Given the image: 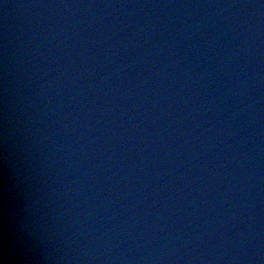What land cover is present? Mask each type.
Returning <instances> with one entry per match:
<instances>
[{
  "label": "water",
  "instance_id": "obj_1",
  "mask_svg": "<svg viewBox=\"0 0 264 264\" xmlns=\"http://www.w3.org/2000/svg\"><path fill=\"white\" fill-rule=\"evenodd\" d=\"M58 1L68 4L67 0H0V82L8 88L5 94L11 93L10 97L14 100L8 119L3 120L5 124L0 126V250L3 248L4 251H0V260L4 264H18L21 258L17 254L24 253L31 258V264H223L222 259L237 258L235 251L231 250V244L234 239L244 241L246 228L242 226L240 231L226 235L225 239L223 235L216 234L218 228L222 231L225 224H237V228H240L242 223L235 214L219 225V219H215L222 215L217 209L222 205L213 201L224 199V202L221 200L224 204L226 199L229 201L235 194L241 201L245 200V196L241 195L246 191L241 185L244 171H232V183L240 187V190L236 191L228 190L226 181L220 180L218 176L215 177L216 180L211 179L212 184L218 183L215 187L216 195L212 202L207 199L206 202L200 197L205 206L199 209L194 205L198 199L195 188L190 185L194 181L186 179L188 174H177V196L164 191L161 174L165 168H169L166 166L169 163H177L173 166L178 170L184 165L188 168L190 165L201 167L195 159L207 157L203 154L204 150L199 148L200 141L205 140L203 133L209 126L207 122H212V118L216 117L212 122V130L217 132L219 122L227 116L225 121L227 127H230L232 115L229 111L233 110L246 118V130L240 131L248 137L246 139V134H238L236 139L243 137L245 142H242L241 146L245 143L251 144L252 130L249 125L253 122L252 119L264 122V50L261 54L256 53L249 57L247 47L240 50L237 46L238 57L228 58L222 67L218 53L221 52L220 48L223 53L227 52L228 44L220 43L221 39L238 35V30L249 32L255 28L264 29V24L261 25L258 21H264V9L260 11L259 19L252 18L249 23H245L242 16L243 24L237 25L227 21L234 9H240L239 2L216 1L223 2L225 10L223 7L221 9L228 17L224 19L221 16L215 25L203 21L206 28L203 33L195 35L192 44V49L201 51L199 58L209 63L211 69L215 67L213 71L209 67L203 74L207 77L214 75L217 82L214 86L216 93L211 94V86L206 81L209 91L205 90L207 87L203 89L205 84H200L202 91L197 90L193 97L184 94L179 96L177 90L165 89L166 82L158 80L164 72L157 68V60L142 58L143 52L138 53L142 46L140 41H144L145 35L136 37L140 41L130 36L131 30L129 32L127 28L130 20L127 13L117 16L105 1H92V6L83 8L81 12L71 14V8H63L51 14L52 5ZM89 1L91 0H75L76 3L84 5H88ZM189 2L196 3L194 0ZM209 14H213L212 10ZM218 14L220 13L215 16ZM42 17H45V20H42ZM181 20L184 24L185 19ZM26 23L30 25L25 29L28 35L23 39L25 48L22 50L16 41H12L13 36L7 33ZM35 23L41 28L39 34L34 32ZM176 24L171 28H176ZM85 26L92 29L87 35L84 30L81 32ZM117 26L123 27L122 30L116 29ZM208 32L214 33V37L208 38L210 42L206 41ZM73 33L76 34L72 35ZM252 34L248 37L249 43L264 46L261 32L254 37ZM126 35H129V38H126ZM73 38L82 40V46L88 42L99 45L100 58L106 62V68L111 70L112 81L104 77L102 80L105 86H99L97 83L98 88L95 90L87 84L86 78L81 79L82 84L79 83L80 80L76 76L79 71L76 69L86 64L81 61V64H76V55L72 58L73 62L68 56L64 62L61 56H54L52 59L46 56V45L50 47V52L52 51L51 56L54 53L68 54L67 46ZM209 43L214 46L211 49L213 55L207 50ZM162 45L163 43H155L154 47L159 48ZM128 46L135 47V52L130 54L129 60L123 61L131 63L133 68L139 66L138 70H135L137 76L144 74L141 66H148L147 69L152 72L151 85H145L143 82L140 84H143L147 91L152 90L164 104L158 103V98L149 96V105H137L140 96H129L132 91L128 85L120 87V67L125 66V63L121 64V59L124 53H129ZM54 61L58 62V65L45 72L35 71L31 64H51ZM109 65H114V68L108 67ZM23 66L26 67L25 71L20 70ZM235 66H238L239 72L234 73L236 70H232V67L236 69ZM176 72L175 76L172 74L168 80L176 79L177 83L184 81L185 76ZM35 74H38V77ZM245 74H255V82L245 79ZM145 77L149 79L148 75ZM256 80L259 81V86L256 85L253 89L252 85L257 84ZM158 82L160 83L157 87ZM134 84H138L137 80L133 83V87H136ZM193 86L194 84H189V89ZM178 88L185 92L187 89L180 86ZM253 93L257 95L255 98L252 97ZM120 94L128 101L120 99ZM210 98L214 102L210 101ZM115 99L120 100V103ZM220 102L225 105V109L218 113L215 108H198L200 103L212 106L221 104ZM228 103L232 105L230 110L227 109ZM172 108L174 114L170 113ZM229 115L231 116L228 119ZM114 118L118 123H112L111 119ZM177 119H180L181 127L180 134L176 136L177 130L174 128L177 127ZM202 124L204 127L201 128ZM193 125L198 127L196 133L193 131ZM192 138L195 145L188 148L187 143ZM217 139L220 140V137L217 136ZM222 144L224 143L221 141L219 147H222ZM263 162L264 160L260 164ZM262 167L264 165H260V168ZM202 176L203 174L198 178ZM205 180L208 181L206 178ZM222 184L224 185L220 187ZM192 185L197 187L195 183ZM204 187L208 190L207 186ZM219 190L223 191L224 195L219 194ZM158 198L167 204L157 205ZM182 199H188L189 202L188 207L183 208L184 211L182 208L173 207L174 203L179 205V200ZM62 202L64 205L74 203L73 206L77 210L81 207L80 217H84L82 227L76 222L79 216L71 217V210L69 216L67 211L57 213ZM260 202L253 199L249 212L255 211L259 216L264 214ZM208 210L211 214L206 221ZM41 214L47 218L54 216L58 221L54 226L41 229L37 224ZM97 215L101 217V221L96 220ZM173 215L177 216L175 220ZM35 216L37 219L32 218ZM165 216L167 223L162 222ZM69 218H73L72 221ZM27 221L33 223L28 226ZM83 224H89V227L85 228ZM105 227L109 228L107 234L102 231ZM211 232L213 242L216 243L215 248L224 242L229 253L222 251L220 257L216 254L217 258L209 251L211 248H206L202 255L196 253L203 248L202 243L206 244V240L211 238ZM262 236L264 237V234L258 235V238L261 239ZM259 243V239H254L251 243L248 241L241 255H244L242 261L235 264H264V248L259 247ZM73 244L81 245L76 254L71 249ZM212 248L216 253L214 243ZM101 250H104L108 258L99 256ZM3 253L6 256L14 255L3 259ZM51 253L57 255V258L54 259ZM257 254L259 257H256Z\"/></svg>",
  "mask_w": 264,
  "mask_h": 264
},
{
  "label": "clouds",
  "instance_id": "obj_2",
  "mask_svg": "<svg viewBox=\"0 0 264 264\" xmlns=\"http://www.w3.org/2000/svg\"><path fill=\"white\" fill-rule=\"evenodd\" d=\"M0 264H2V262H0Z\"/></svg>",
  "mask_w": 264,
  "mask_h": 264
}]
</instances>
